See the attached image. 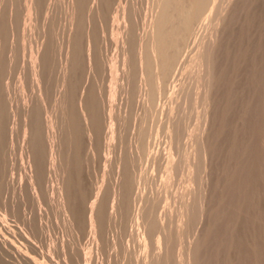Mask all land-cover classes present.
<instances>
[{
	"label": "bare ground",
	"instance_id": "bare-ground-1",
	"mask_svg": "<svg viewBox=\"0 0 264 264\" xmlns=\"http://www.w3.org/2000/svg\"><path fill=\"white\" fill-rule=\"evenodd\" d=\"M16 1L18 0H0V12H2L1 8L4 9V7H2L4 4H6L10 10L9 15L7 14L9 16L8 24L10 28H12L14 24L13 22L14 14L12 15L13 13L12 7L14 6V3ZM22 1H23V11L25 12V21L28 22L25 24H28L27 28L30 29L31 28L30 24L33 19L32 18L33 14H36L38 10L42 9L45 0H22ZM118 1L120 2L121 0ZM128 1L129 0H127V2ZM106 2L107 0H67L66 4L64 3L65 4L64 11L60 9V11H62L61 13H64L62 16L65 18L66 29H64L65 36H63L65 39L62 45L60 46L62 55H60L59 57L60 62L58 64V75H57L58 80L56 79L57 80L56 85L58 87V91H56L57 93L54 96L53 103L51 104L50 107L46 105V91H47V87L49 86V82H50L49 79L53 68V57L49 43L46 41L42 43L39 42L40 44L36 47V51L31 53V57L29 56L31 58V61L29 60L30 62H27L28 60H26V62L30 64V68L28 67L26 68L27 63L26 65L24 64L25 69L27 70L30 69L31 81L33 85V86L31 85V87L34 88L37 87L35 89H37L38 92L37 94L39 95L38 100L40 102L39 104H37V107H34L33 104L30 105L29 102L24 101L23 109L21 108V110L23 111V119L21 121V124H18L20 125L19 126L20 130L18 129V131H21L20 133H22L23 142L25 143L24 146L26 145L24 148L26 149V153H27L26 155L28 157V167H27L28 173H26L25 175L26 184L23 185V187L20 186L19 191L20 194L22 192L24 194L28 191L30 193V196L38 204V207L36 206L39 212L37 223H35L36 222L35 219H32V221L29 220L30 222H28V226H27L31 232V235L33 236L32 238L38 240L41 243V246L39 247L41 248V250L43 251L46 250V252L52 258L59 260L63 264H68L67 262H69V264L71 263L70 261L73 258L72 255L73 252L68 253L69 250H66L67 245L64 242L66 239L65 240H63L64 238L62 240L58 239L55 236L56 233L54 234V231L52 232L49 225H47L49 224V221L48 223L45 222L44 220L45 216L48 217L47 216L48 214H51L52 216V213L48 211L49 213L47 214L48 209L46 210L44 206L49 204L50 201L54 203L55 207L59 210V212H61L63 216V221L66 224L69 232L73 234H78V230L82 226L81 214H80L81 211L80 200L82 198L80 197L83 195V192H81L82 185L84 184L83 175H86L84 178H87V174H84L85 172H83L82 174V149L87 150V151L84 150L83 154L87 152V155L85 154L84 155L89 157L88 153L91 154V152L94 150V147L99 139L100 129H102V127H103V139L105 140L104 143L107 141V146H112V148H114V145L112 144H114L113 142L115 141L116 138H118L117 137L118 128L116 126V121H115L116 118L114 115L115 111L113 112L111 108L110 109L108 108V106H110L111 104L107 106L109 110V112L107 113L105 111L106 106L104 105L105 106L104 108L103 104L100 103L101 101L98 102L96 100V98L101 99L100 97H97L98 96L97 91L94 90L97 93L96 94L94 91L85 88L87 87L88 78L90 76H94L95 72L99 70L98 68L99 63L95 55L96 50L94 51L95 48L94 33L91 30L89 24L92 19L93 20L96 19L98 21L99 18H101L104 15L103 11L105 10L103 9L105 7ZM116 2L117 1H115V3ZM257 2L262 3L263 1L260 2L259 0H152L151 5L149 4L151 6V8L149 7L150 15H147L150 16L149 18L147 17L149 19L146 25L147 30L146 31L144 30L145 33H143L142 31L143 35L139 39L136 38L138 39L137 42L134 40L137 43L136 48H134L135 52L133 51L135 53V56L130 55L129 54L130 50H128L129 48L125 47L126 45H129V43H131L130 41L133 38L131 36H133L134 33L132 34V31L130 29L135 30L133 29L135 20L132 22L133 25L132 27H130V29L127 28L126 24H124V30L121 29L122 31H117V34H119L121 37L122 46H124V48L122 49L123 51L121 53L122 56L119 54L121 56L120 58H121L122 73L120 76L118 75L119 68L116 65L118 62L117 60H116L117 62L115 61L116 62L115 64L114 62L109 61L110 63L109 69L114 74L112 81L110 82L109 81L110 79L108 80L110 82L111 87H116L120 85L121 87H126L125 90L127 92L128 87H131L134 82L137 83L138 85H136L135 83L134 85L137 86L136 88L140 87V89L138 88L140 90V93L142 91L143 95L147 96L148 98L149 96H151L150 98L152 99L149 100L150 101L149 103L151 104V108L158 103L156 102L155 104H153L154 103L153 98L154 100L155 98H157L158 100V97L156 96H158V94L160 93L159 92L160 87L164 85L163 86V88H165L164 92L165 91L167 92L165 94L164 92L159 94L161 95L163 100H164L163 96L167 97V101L164 102L165 108H162L163 107L162 105L159 108V110L163 111L162 112L163 116L160 119H157L160 113L158 112L159 114H157L158 110L156 111V115L158 116L157 117L155 116L156 118H154V120L155 119L157 121L160 120V122H159V127H155L152 125V135H154L153 127L158 129L160 128L162 132L161 134H163L166 140L165 142H167L166 145L168 151L166 155L162 153L160 154L162 156L165 155V157L161 156L163 158V160L161 159L163 161L161 165L159 162H158L159 164L155 163V168L157 164H158L157 167L160 166L159 167L160 170L159 169L155 170L156 172L158 170L160 171L159 173H157L160 175L158 179L157 178L153 179L156 176V174L155 176H153L152 174L153 171H151L152 175L149 174L150 172L148 173V171L153 169L151 168L153 166L151 167L149 166V164L151 163H148V166L151 169L148 168L146 173H148L150 177L153 176V178L152 177L150 178L148 176L149 178L146 179L147 176H145V179H142V181L147 180L144 183H148L145 185H149L148 188L150 187L149 191H151L152 194L149 195L148 192L146 193V195L148 194V196L146 197V195H143L146 192L145 190V192L143 191L144 193H139L137 197H135L136 199L137 198L139 199L141 204L139 201L138 204H140V206H138V204L136 203L138 208L137 209L135 208L136 211L134 212L133 219L131 221L135 223V226H137V228L134 229L137 230V236H138L135 238V241L138 242L137 240L139 236L142 238V240H140L138 243L139 250L142 251L140 254V260H138L140 264H264V186L263 188L259 186L260 183L261 185H264V182L263 184L261 182L262 180L264 181V179H261V181L259 179L258 181L260 183L257 181V179L261 177L260 175L262 174L259 170L261 174L258 173L259 174L258 177L257 172H258V168L260 167L259 159L260 160L262 159L261 161L264 160L263 157L264 152L261 153L260 151L262 150H259V148H263L264 151V144L260 143L261 146L262 145L263 146L259 147L258 142H261L262 140L261 141L257 140L259 135V134L257 135L258 126L263 124L261 122H264L263 120L264 116H262L264 113L263 111L264 109H262L264 108V44H263L264 41L262 40L263 35L261 36L262 31L260 32V26H259L260 22L258 24L259 19H261L260 17L261 15H258V13L261 12H258V10L262 11V9H260V6H258L259 9L255 10V7L258 5ZM18 3L19 2H17L16 5H18ZM107 3H109V1ZM263 4L264 3H262V5ZM20 5L22 6V3ZM143 5L145 7L144 3ZM224 6H226L224 8V13L218 16ZM115 7L117 8L118 5ZM127 7L129 8V5H126L125 10L128 9ZM135 8L133 10H135ZM57 9H56V13H57ZM108 9L110 10V7L107 8V12H110L108 11ZM47 10H49V5L47 7ZM115 10H119V7L118 9ZM120 10H124V8H121ZM18 11L20 10H17V14H19ZM52 11L55 12V9H53ZM119 11H117V14H119L118 13ZM255 11H257L258 13ZM127 12L129 13L130 11L128 10ZM254 13L255 14L257 13V15L260 18L259 19L256 18V15ZM2 14L4 15V12ZM2 14L0 15V205L7 207L8 205H6V202L4 201L5 198L3 195L10 188L12 183L10 181V167H9L10 161H8L11 159H8L7 155L9 152L8 150L10 148L8 147V145L12 141L11 139L13 133L15 132L14 129L16 128V121H15L16 114L13 111L12 105L9 104L7 99L5 98V93L7 91L5 92L4 88L6 86L4 88L1 86V81H4L3 78L1 79V72L3 71V67L5 66V64L8 62V61L5 62V59L3 61L4 58L3 53L5 52H3L1 48H4L5 46L4 44H2V42L3 41L5 42L6 38L7 40L10 37L12 38V36H10V32L6 30L9 28H6V26H5L6 29L3 28L2 23L4 22L5 17L2 16ZM51 14L49 16H52ZM111 14L108 13L109 16ZM121 14L123 15L124 13L122 12ZM143 14L144 13H142L141 15L143 16ZM54 15L55 14L53 13V16ZM21 16H23V14ZM49 16L47 11L45 20L40 29L42 30L43 37H46V34L49 33L48 28H47L48 32H46V27L49 25V23L51 24V22L52 23L55 22L54 21L55 19L51 21L53 17L50 18ZM105 16H107V14ZM125 16L128 15L125 14ZM56 18H58V16ZM111 18L110 20L108 19L109 21L105 20L106 23L103 22L102 20L103 22L102 24H105L106 26L107 22L110 23ZM121 18L122 17H120V19ZM22 19H24V17H21V20ZM103 19H105L104 16ZM141 19H143V17ZM5 22H7V19ZM37 23H39V21ZM96 23H98L99 25V22ZM117 23H115V25H117ZM25 24L23 26H25ZM120 26L123 27L122 25ZM82 27H84L85 29L84 35L83 32L80 31ZM56 28L57 26L55 27V29ZM97 28L95 31H97L98 33L97 35H99ZM106 28L110 29L109 26L108 27L106 26ZM3 29L8 31L9 34H7L8 32L6 33ZM58 29L60 30L59 32L62 31L61 30L62 28L61 29L58 28ZM99 29H100L99 31L101 32L102 31L101 27H99ZM36 30L38 31L37 28H35V32ZM3 31L4 33H2ZM79 31L82 33L83 38L81 37V33ZM114 33L116 34V32ZM4 34L5 35L7 34L10 37H5V38L2 37L5 36ZM39 35L41 34L39 33ZM107 35H109V33ZM1 37L3 38V41ZM51 37L50 39H52ZM53 37L55 38V36ZM58 37L60 38V36ZM58 37H56L55 39H57ZM80 37L83 40H81ZM108 37L111 36H107V38ZM108 40L109 38L107 39V41ZM112 41L115 42L114 40ZM8 42H10V40H8ZM53 43L55 44L54 40ZM1 45H3L4 47H2ZM5 45H6V49L11 48L9 47V45L7 46L6 43ZM104 45H102L101 43V48L104 47ZM14 46L12 47L14 48ZM108 46L110 47V45ZM9 51L7 50V52ZM23 51H25L24 48ZM109 51L108 53H112ZM118 51H114V54L115 52ZM55 52L57 53V49L55 50ZM112 56L114 55L112 54ZM130 56H132V58H130ZM5 58H8V56ZM117 58L119 59L118 56ZM17 62L19 61L17 60ZM7 64H6L7 67L10 66ZM105 64L108 65V62L104 63V65ZM6 66L4 68H7ZM81 67L82 69L84 67L86 71L85 73L87 74V75L85 74V76H87L85 81L86 86L84 87L80 86L81 92L78 91V95L76 96L77 97L76 98L74 96L73 91H76L77 89L80 90V88L76 89L75 87H77L78 85L76 84V82L78 81L77 78L79 77L78 75H80L78 74V72ZM15 70H17V68L16 69L14 68L12 72L14 76L16 72ZM26 71L24 75H27L28 74L27 72H29ZM176 72L177 74L180 75V77L178 79L176 78V83L173 82L174 85H172V87H168L166 85L167 86L166 88L165 84H167V82L170 83L169 82L170 78L173 77ZM98 73L101 75L103 72L100 73V71L99 72L97 71L96 74ZM103 75L106 76L104 73ZM15 77L13 78L16 79ZM99 78H97L99 80L98 82H100V80L102 79ZM5 79H7V77ZM21 81L23 80H20V82ZM92 86L93 85H91V87ZM25 87L27 88L26 85ZM91 87L90 89L93 88ZM134 89L132 87L133 91L138 90V89L135 90ZM34 91L36 92V90ZM133 91L129 90V93ZM103 93L101 92L99 94L102 95ZM113 93L114 92L111 88V92L109 94L110 97L114 95ZM105 94L107 93H104V95ZM132 94L135 93L133 92ZM166 94H168V96H166ZM33 95H32V99H33ZM109 95L107 94L106 98L109 97ZM26 96L24 98L27 99L29 96L28 97ZM135 96L137 97V92ZM136 97H135V101L137 102ZM236 98L238 100H236ZM114 99H112L113 102ZM118 99L119 98L116 97V100ZM35 100L37 101V98ZM107 100H109V98H107ZM130 101L128 100L127 103H129ZM144 101H146L145 98ZM117 102L119 103L120 101L118 100ZM99 103L101 105H99ZM131 104H132L131 106H133L132 102ZM147 105L148 104H146V106ZM157 105H155L154 107L156 108ZM143 106H145V103ZM137 107L139 108L141 106L138 105ZM117 109H119L120 111V108ZM144 111H146L145 107H144ZM144 111L141 110V115H143ZM150 111L146 113L151 114V112H153ZM259 112H261L262 114L261 118ZM150 117L147 118L150 119ZM258 117L262 120H260L261 124L257 125V123L259 122ZM120 118L118 119L120 120ZM101 120H102L101 122L102 124L100 123ZM143 120L144 119H142L141 116V119L140 118L138 119V121H140V124L134 127L135 130L134 132H131L133 133L132 136L133 142L131 144H134V146L132 147H135L134 149L136 150L139 149L141 151L143 147L147 146V145L146 146L143 145V143H145L144 140H148L145 139L147 138L145 136L147 133V129H149L148 126L150 127L149 124L151 123V122L149 123V121L148 122L146 121L148 126L147 125L144 126L142 124ZM151 120L153 119L151 118ZM156 120L154 121L155 124L158 123L156 122ZM123 123H121V125ZM130 124H131L130 122L129 124H127L128 127L132 125ZM145 127H147V129ZM259 127L261 128L263 126H259ZM144 128L146 129L145 130L146 132H143ZM118 130L121 131L122 129H118ZM156 130L157 129H155V131ZM259 130L262 131L263 129H259ZM124 133H127L126 136L127 135L130 136L129 134H131V133L128 134L127 131L126 132L124 131ZM150 133L147 134L150 136ZM22 136H19V138H21ZM124 136L125 135H123V137ZM259 136H264V134ZM123 137L121 136L120 138L119 136L118 139L122 141ZM152 137L153 140L160 141L159 139H156L154 136ZM14 140L18 141V138ZM127 141H130V138L129 140L128 139L126 140V143ZM150 142L152 143L151 140ZM19 144L17 146L18 150H20L19 148L21 147ZM155 144L152 143V145ZM118 147L119 145L116 146V149ZM121 147L125 148L126 145L122 146L121 143ZM152 148L154 149L153 146ZM160 148H162V146L160 147L159 145V151ZM134 149L133 151H136ZM147 149L148 148H146L145 150ZM18 150L15 149L16 152H19ZM145 150H143L142 152H144ZM129 152L130 151H128V153ZM142 152L139 153H141L142 157L144 158L146 155L143 154L145 153L147 154V152L146 151L144 153ZM100 153L96 155H100ZM128 153L125 154V149L121 150L120 153L116 154L117 156L115 158L113 157L114 155H112L114 160L112 159L111 161L107 159L109 157H106V155L108 156L110 153L106 154L105 157L104 155H101V157L103 156V158H106L108 162L112 163L113 167H111V169L112 168L114 169L113 171L114 180L112 179V183H113L112 193L110 192L111 195L108 193L109 194L108 197L110 196V202L107 205H105L103 198L101 197V191H103L102 186L104 187L106 185L105 184L102 185L103 183L101 185L98 184L96 185V190L92 195L91 200L85 203L83 226L86 227L88 231L87 234H89L91 240H87V241H92V247L91 245H89L90 246L89 248H91L90 256L89 257L86 256L85 259H82L84 260V263L89 262L88 264L91 263L94 264L93 259L94 260L96 259L97 261L99 258L100 259L103 258L102 250H101V248L103 247L100 248L99 243L100 240H103L102 238H104L102 237V235H104L106 231L109 229L108 227V229H106L105 232L103 231L105 226L104 223L107 222L109 224L115 221L117 222V220L120 221L123 215L125 216L128 214L127 210H129V212H131L132 214V211H130L129 208L130 203L128 204L127 202L128 196H130L132 192H135V188L139 190V187H137V185H139L140 180L138 181H135L137 179L133 180L132 178L133 176L131 177V175L130 177H128V174H130L131 171L129 172L128 170L129 173L127 174L126 166L130 165L129 163L130 161L132 162V156L127 155ZM122 154L127 155V157L130 156L131 160L126 159V157L123 156ZM259 154L261 156H259ZM22 155L24 156V154ZM160 155L158 153V157ZM13 157L15 156L13 155ZM101 157L99 156V159ZM142 157L141 160H143ZM156 157H157V153H156ZM89 158H87V160H90ZM134 158L135 160H137L136 158H139V156ZM153 159L151 156V160ZM25 160L27 159L25 158ZM127 160H129L128 161L129 165H127L128 164ZM145 160L146 159L144 158L143 161L145 162ZM157 160L156 161L153 160V164L154 161L157 162ZM108 162L105 163L109 164ZM136 162L137 164H135V166L136 165L138 166L139 165L138 161H135V163ZM146 162L149 161L146 160ZM86 164L92 165L89 163V161ZM18 165L20 164L18 163ZM142 165L143 164H141V166ZM260 165H261L260 168L264 169V167L262 168L261 162ZM107 166L106 168H108ZM135 166L134 169L137 168L139 169V167L136 166L137 168H135ZM17 168L19 171V166ZM103 168H101L102 171ZM91 169L93 168L91 167ZM138 169L137 172H139ZM15 171L18 172L17 169ZM132 171L134 172V170ZM99 173L100 172H98V174ZM103 173H105L106 175V172ZM100 174H102V172ZM20 175L22 176V173ZM138 176L139 173L137 174V177ZM143 176L142 178H144ZM110 177L113 178L111 174ZM129 178H131L133 182L131 185H130L131 180L129 181ZM261 178H264V176ZM100 181L99 183H101ZM178 185L182 187L180 192L178 191L179 193H177V189H179ZM174 187L176 188V190L174 189ZM166 188L170 190L169 192L171 196H169V198H173L172 200L173 203L167 212L165 211L159 212L157 210L158 208L156 207L158 205L156 199L159 198V196H157V198L155 199L156 195L153 196L154 195L153 193L160 190L164 191V189ZM13 189L11 190L9 189V190L12 191ZM17 192L18 191H16V193ZM105 193L103 194L104 196ZM166 193H168L167 190ZM25 195H29V194H25ZM162 195L164 196L165 194H161V196ZM161 196L159 199H162ZM31 197L28 196V198ZM159 199L157 200L158 202ZM130 200L135 202L134 199H130ZM15 201H16V197H15ZM23 205L24 204L22 203V206ZM160 205L161 204H159L158 206L161 207L162 205L161 206ZM133 206L134 203L132 206L130 205L131 209ZM156 210L159 212L158 214L156 213L157 212ZM4 211H5L4 213H0V218L3 219L4 221H8L7 212L11 213L12 211L9 212L8 207H7V211L6 210ZM32 211L37 212L33 209ZM26 214L27 213H25V215ZM14 218L16 219V217ZM128 218H127V223H128ZM51 221H53V217ZM63 221H61L62 222L61 224H63ZM54 224L52 225L54 226ZM106 226L108 225L106 224ZM55 228L53 230H55ZM132 228L135 227H131V229ZM112 230L113 232L115 231V229ZM73 234H71V236ZM59 235L63 236L61 235V233H59ZM66 235L67 234H65V237ZM122 236H124V234ZM130 236L131 238H134L132 237L131 234ZM115 237L118 238L119 236L118 237L115 236ZM84 238L83 239L85 240V243H87L86 239L89 237L87 238L84 237ZM147 239L150 240V242H148ZM109 240H111V237ZM67 241L68 239L66 240V242ZM13 242L15 241L11 242L7 238L6 234L0 230V261L11 262V260L15 259L19 261L21 264H39L36 260H34L30 256L31 253L29 254L27 251L22 250L23 248L21 249L18 248L13 244ZM67 243H69V241ZM73 243L71 244L73 245ZM113 243L111 244L119 245L118 242L117 244H113ZM118 245L114 247L118 248ZM114 247L112 248L114 249ZM132 247H134V245ZM69 248L71 249V247ZM135 249L137 250V248ZM79 250L81 251V248ZM110 250L111 249H109L108 251ZM119 251H120V246H119ZM83 252L85 253L86 251ZM107 254L109 253L107 252ZM126 255L127 254L124 253L122 255H119L115 252V259H117L116 261L118 262L117 264H126L125 263ZM128 255L126 258H128ZM70 256L72 258H70ZM74 258L76 257L74 256ZM69 259L70 261H68ZM77 259H79L80 261L81 258H77ZM134 259L136 258L134 257ZM134 261L129 260V262H134Z\"/></svg>",
	"mask_w": 264,
	"mask_h": 264
},
{
	"label": "rangeland",
	"instance_id": "rangeland-1",
	"mask_svg": "<svg viewBox=\"0 0 264 264\" xmlns=\"http://www.w3.org/2000/svg\"><path fill=\"white\" fill-rule=\"evenodd\" d=\"M56 3H55V2ZM62 1H64V2H62ZM47 0V2L49 3H47L46 2V0H45V2H44V4H43V7H42V9L41 10H38L37 12H36V14H33V19L34 20H36V21H34L33 19H32V21H31V24H30V29L29 28H27L28 26V24H25V23H28L27 21H25V12L23 11V1L21 0H18V1H16L15 3H14V6L12 7V15H13V22H14V24H13V27L12 28H10V26H9V24H8V18H9V12H10V10H9V8L7 7V5L6 4H4L2 7H4V9L3 8H1V10H2V12H0V15L4 12V15L2 14V16H4L5 18H4V22L2 23V25H3V28L4 29H6V28H9V29H6V30H8L9 32H10V36H12V38L10 37V36H8L7 34H9V32L8 31H6V30H4L7 34V36L5 35V36H2V37H10L8 40H10V42H8V40H7V38H6V40H5V42L3 41V38L1 37V39H2V44H4V46L3 45H1L2 47H4V48H1V50L3 51V52H5V53H3V56H4V58H3V61H4V59H5V62H7L6 64L7 65H10V66H6V64H5V66L7 67V68H4L5 66H4V64H3V71H4V73H3V71L1 72V79L3 78V80L4 81H1V86L4 88L5 86V88H4V91L6 92L5 93V98L7 99V101H8V103L9 104H11L12 105V108H13V111L15 112V114H16V116H15V121H16V128L14 129V133H13V136H12V141H11V143L8 145V147H10L9 148V152H8V155H7V157H8V159H11V160H8V161H10L9 163V167H10V181L12 182L11 183V186H10V190L11 189H13L12 191H10L9 189L7 190V192L3 195L4 196V201L6 202V205H8L7 207H8V211L9 212H11V213H8L7 212V219H8V221H4L3 219H1L0 218V230L3 232V233H5L6 234V236H7V238L12 242V241H15V242H13V244L15 245V246H17L18 248H23L22 250H25V251H27L29 254H30V256L34 259V260H36L39 264L41 263V264H63L62 262H60L59 260H57V259H54V258H52L47 252H46V250H41V248H39L40 246H41V243L38 241V240H35L34 238H32L33 236L31 235V232H30V230L28 229V222H30V221H32V219H35L36 220V222L35 223H37V219H38V204H37V202L30 196V193L27 191H24V192H26V193H24L23 194V192L20 194V191H19V188H20V186H22L23 187V185H25L26 184V177H25V175H26V173H28V169H27V167H28V157H27V153H26V149L24 148L25 146H24V142H23V136H22V133H20L21 131H18V129L20 130V125H18V124H21V121H22V119H23V111L21 110V108L23 109V106H24V101H27V102H29V104L30 105H34V107H37V104H39V95L37 94L38 92H37V89H35V88H37V87H31V85H32V81H31V75H30V69H25L24 67H25V65H26V63L27 62H30L31 61V53L32 52H35L36 51V47L40 44V43H42V42H48L49 43V45H50V50H51V53H52V57H53V68H52V72H51V76H50V82H49V86L47 87V91H46V105L47 106H51V104L53 103V98H54V96L56 95V91H58V87H57V75H58V64H59V62H60V55H62L61 53H62V51L60 50L61 48H60V46L62 45V43H63V41H64V37L63 36H65L64 35V32H65V30L64 29H66L65 27H66V24H65V18L62 16L64 13H61L62 11H64V7H65V4H66V2H67V0ZM109 1V3H107ZM115 1H117L116 3H115ZM125 1V2H124ZM134 1H135V3H134ZM141 1V2H140ZM145 1H146V3H145ZM151 1L152 0H149V1H147V0H129L128 2H127V0H121L120 2H122V3H120L118 0H107V2H106V4H105V7H104V9L103 10H105V11H103L104 13V18L105 19H103V16L101 17V18H99V20L97 21L96 19H92L91 21H90V24H89V26H90V28H91V30L93 31V33H94V45H95V48H94V51H95V55H96V57H97V60H98V63H99V66H98V68H99V70H97L98 72L100 71V73H104L106 76H104L103 75V73L100 75L99 73V75L98 74H96V72H95V74H94V76H90L89 78H88V80H87V87H85L86 89H89V90H91V91H97V95H95V96H97V97H100L101 99H103V100H101V99H99V98H96V100L98 101V102H100V103H102L103 104V107L105 108V106H106V108H107V106L109 105V104H111L110 106H108V108L110 109H112L113 110V112H114V115H115V118H116V126H117V128L118 129H122L121 131L120 130H118L117 129V137L119 138V136H120V138H121V136L123 137V135H125L123 138H122V141L120 140V139H118V138H116L115 139V141L113 142L114 144H112V145H114V148H112V146H107V141L104 143V139H103V127H102V129H100V133H99V139H98V142H97V144L95 145V147H94V150L91 152V154L90 153H88V155H89V157H91V158H89L88 156H85V155H87V152H85L84 154H83V152H84V150L85 151H87L86 149H82V174H83V172H85L84 174H87V178H84L86 175H83L84 177H83V185H82V191L81 192H83V195L81 196V193H80V198H82L80 201H81V206H80V209H81V211H80V214H81V227H80V229L78 230V234H73V233H71V232H69V230H68V228H67V226H66V224L64 223V221H63V216H62V214H61V212H59V210L55 207V205H54V203H52L51 201H50V203L49 204H47L46 206H44L45 207V209L47 210V214L50 212V213H52V216H51V214H48L47 216L48 217H46L45 216V222H47L48 223V221H49V224H47V225H49V227H50V229L52 230V232L54 231V234L56 233V237L58 238V239H63V240H67L68 239V241H69V243H70V245H69V243H67L66 242V240L64 241L65 243H66V250H69V252L68 253H71V252H73L72 253V255H73V258H74V256L76 257V258H74V260H73V258L70 256V258H72L71 259V261H70V259L68 260V261H70L71 263L70 264H72L73 262V264H83L84 263V260H82V259H85L86 258V256L87 257H89L90 256V250H91V248H89L90 246L89 245H91V247H92V241H87V240H91L90 239V236H89V234H87L88 233V231H87V229H86V227H84L83 226V217H84V208H85V203L88 201H90L91 200V197H92V195L94 194V192H95V190H96V185H98V184H102V185H106V186H102V190L103 191H101V197L103 198V201H104V204L105 205H107L109 202H110V196L108 197V195L110 194V192L112 193V186H113V183H112V179L114 180V169L112 168L111 169V167H113L112 166V163L111 162H108V160H112L113 159V157L115 158L117 155V153H120L121 152V150H124L125 149V154L126 153H128V151H130L127 155H130V156H132V162L130 161L129 163H130V165H129V163H128V161L129 160H131L130 158V156L129 157H127V155H124V154H122L123 156H125L126 157V159H129V160H127V165H129V166H126L127 167V174L131 171V173L130 174H128V177H130V175H131V177L133 178V180L134 179H137V180H135V181H138V180H140V183H139V185H137V187H139V190L138 189H136L135 188V192H132V194H130V196H128V204L130 203V205L132 206L133 205V203H134V206L132 207V209H131V207H130V205H129V208H130V211H132V214H131V212H129V210H127V215H123V217H122V219L119 221V220H117V222L115 221V222H112V223H109L110 224V226H109V224L106 222V223H104V229H103V231L105 232V230L106 229H108V227H109V229L106 231V233H107V236H106V233L104 234V233H102V234H104V235H102V237H104V238H102L103 240H100V243H99V246H100V248L101 247H103V248H101V250H102V256H103V258H105V259H103V258H99L97 261H96V259L94 260L93 259V263L94 264H105V262H106V264H117L118 262L116 261L117 259H115V252L117 253V254H119V255H122L123 253L124 254H127L128 255V253H129V255H130V257H129V255H128V258H126L127 257V255H126V257H125V263L126 264H140V262L138 261V260H140V254H141V252L142 251H140L139 250V241L140 240H142V238L139 236V238H138V242H136L135 241V238L136 237H138L137 236V230H134V229H136L137 228V226H135V223L134 222H131L132 221V219H133V215H134V212L136 211L135 210V208L137 209L138 208V206H140V204H141V202L139 201V199L137 198H135V197H137V195L139 194V193H144L145 192V190H146V192L143 194V195H146V193H148L149 192V195H151L152 193H151V191H149V189H150V187L148 188V186L149 185H145V184H148V183H144V182H146L147 180H143L142 181V179H145V176H147L146 177V179L147 178H149L150 177V175H152L153 174V176H155V174H156V176L153 178V176H151L153 179H158L159 177H160V175L159 174H157V173H159L160 171V166L159 167H157L158 166V164L160 163V165H161V163L163 162L162 160H163V158L162 157H165V155L167 154V151H168V149H167V142H165L166 140H165V138H164V136H163V134H161L162 132H161V130H160V128L158 129V128H155V127H159V122H160V120H156V122H158V123H156L155 124V120H154V118H156L158 115H156V111H157V114H159L160 113V117L158 118L157 117V119H160L163 115H162V110H159V108L161 107V105L163 106L162 108H165V103L164 102H166L167 101V97H165V96H163L164 97V100L162 99V97H161V95H159V94H161V93H163L164 92V89L165 88H163V86L162 87H160V93L158 94V96H156V97H158V100H157V98H155V100H154V98H153V101H154V103L153 104H155L156 102H158L157 104H155V105H157V107L155 108L154 106H153V104H152V106L154 107H152L153 108V110H152V108H151V104L149 103L150 101L149 100H151L152 98H150L151 96H149V98L147 97V96H145V95H143V93H142V91H141V93H140V87H138V88H136L137 86H135L134 85V83H133V85L131 86V87H128V90H127V92H126V87H121L119 84V86H116V87H111V85H110V82L112 81V78L114 77V74L110 71V69H109V65H110V63H109V61H112V62H114V64L117 62V66H118V75L120 76L121 75V56H122V49L124 48V46H122V43H121V37H120V35L119 34H117V31H122V30H124V24H126V26H127V28L128 29H130V27H132V25H133V21L135 20V22H134V25H133V29H135V30H132V29H130L131 31H132V34H133V36H131V37H133L132 39H131V43H129V45L130 44H134L133 46L132 45H126L125 47L126 48H129L128 50H130V52H129V54L130 55H133V56H135V49L134 48H136V42L138 41V39L143 35L142 34V31H143V33H145L144 32V30L146 31L147 30V27H146V25H147V23H148V21H149V17L150 16H147V15H150V8H151ZM260 2L261 1H263L262 3H264V0H259ZM17 2H19L18 3V5H16L17 4ZM62 2V3H61ZM145 4V7H144V5H143V3ZM22 3V6L20 5ZM54 3V4H53ZM59 3V4H58ZM65 3V4H64ZM129 3H132V4H129ZM142 3V4H141ZM258 3V5L255 7V10L257 9H259L258 8V6H260V9H262V11L261 10H258V12H261V13H258L257 11H255V12H257L258 13V15H261L260 17H261V19H259L260 17L257 15V13L255 14L256 15V18H258L259 19V21H258V19H257V21H258V24H259V22H260V24H259V26H260V32L262 33L261 34V36H262V40L264 41V4L262 5V3H259V2H257ZM47 4V5H46ZM58 4V5H57ZM61 4V5H60ZM119 4H120V6H119ZM134 4V5H133ZM140 4V5H139ZM150 4V5H149ZM261 4V5H260ZM16 5V6H15ZM48 5H49V10H47V7H48ZM118 5V7H119V10L121 9V8H124V10H115V9H118V7L116 8L115 6H117ZM126 5H129V8L127 9V10H125L126 9ZM21 6V7H20ZM55 6V7H54ZM57 6V7H56ZM110 7V10L108 9V11H110V12H107V8H109ZM125 6V7H124ZM134 6V7H133ZM138 6V7H137ZM142 8H141V7ZM121 7V8H120ZM133 7V8H132ZM135 7H137V8H135ZM150 7V8H149ZM226 6H224L223 8H222V10H221V12L219 13V15L218 16H220L221 14H223L224 13V8H225ZM17 8H19V9H17ZM22 8V9H21ZM52 8V9H51ZM57 8H59V9H57ZM135 8V10H133ZM141 8V9H140ZM145 8V9H144ZM15 9H17V10H20V11H18V13L19 14H17V10H15ZM53 9H55V12H53L52 10ZM56 9H57V13H56ZM60 9L62 10V11H60ZM51 10V11H50ZM113 10V11H112ZM130 11L129 13L127 12V11ZM142 10V11H141ZM47 11H48V16L53 12L55 15L53 16V13L51 14L52 16H49L50 18L51 17H53L52 19H51V21H53L54 19V21L55 22H51V21H48V22H51V24L49 23V25L46 27V32H48L49 31V33H47L48 35H50V36H48L47 34H46V37H43L42 36V30H40L41 29V26H42V24H43V22H44V20H45V17H46V14H47ZM117 11H119L118 13L119 14H117ZM51 12V13H50ZM124 13L123 15L125 16V14L126 15H128V16H123L121 13ZM135 12V13H134ZM58 13H59V15H58ZM107 14V16H105L106 14ZM108 13L109 14H111L110 16L108 15ZM142 13H144L143 14V16L141 15ZM8 14V15H7ZM23 14V16H21ZM117 14V15H116ZM132 14H134V15H132ZM137 14V15H136ZM20 15V16H19ZM119 15V16H118ZM141 17H140V16ZM8 16V17H7ZM15 16V17H14ZM35 16H37V17H35ZM58 16V18H56ZM113 16V17H112ZM21 17H24V19H22L21 20ZM35 17V18H34ZM62 17V18H61ZM112 17V18H111ZM119 17V18H118ZM120 17H122L121 19H120ZM139 17V18H138ZM143 17V19H141ZM148 17V18H147ZM110 18H111V21H110V23H108L107 22V27L109 26L110 27V29H109V32H108V29L106 28V26H105V24H102L103 22H105V20H107V21H109L110 20ZM2 19V18H1ZM6 19H7V22H5L6 21ZM39 19V20H38ZM43 19V20H42ZM57 19V20H56ZM61 19H63V20H61ZM109 19V20H108ZM118 19V20H117ZM127 19V20H126ZM50 20V19H49ZM95 20H96V22H99V25H98V23H96L95 22ZM102 20H103V22H102ZM117 20V21H116ZM128 20H129V22H128ZM19 21V22H18ZM39 21V23H37ZM64 21V22H63ZM42 22V23H41ZM58 22V23H57ZM112 22V23H111ZM118 22V23H117ZM125 22V23H124ZM139 22V23H138ZM5 23V24H4ZM35 23V24H34ZM63 23H64V26H63ZM106 23V22H105ZM115 23H117V25H122L123 27H121L120 26V28H119V26H117V25H115ZM25 24V26H23ZM37 24V25H36ZM54 24V25H53ZM110 24H111V26H110ZM114 24V25H113ZM128 24H130V25H128ZM137 24V25H136ZM39 26V27H36V26ZM50 25H51V27H50ZM60 25H62V26H60ZM5 26H6V28H5ZM57 26V31H56V29H55V27ZM97 26H98V28H97ZM116 26V27H115ZM141 26V27H140ZM53 27V28H52ZM84 27H86V26H84ZM84 27H82L81 28V32H83V35H84ZM99 27H101V32L99 31L100 29H99ZM115 27V28H114ZM135 27H138V28H135ZM141 29H140V28ZM142 27H145V28H142ZM17 28V29H16ZM25 28V29H24ZM35 28H37L38 29V31H41V32H38L37 30H36V32H35ZM47 28H48V31H47ZM49 28H50V30H51V32H50V30H49ZM58 28H62L61 30V32H59L60 30L58 29ZM96 28H97V30H98V32H99V35H97L98 33H97V31H95L96 30ZM34 29V30H33ZM53 29H55V30H53ZM119 29V30H118ZM122 29V30H121ZM136 29H137V31H136ZM16 30V31H15ZM32 30H33V32H32ZM52 30H53V32H52ZM111 30V31H110ZM4 31L2 32V33H4ZM79 31V32H80ZM134 31V32H133ZM15 32V33H14ZM80 32V33H81ZM111 32V33H110ZM114 32H116V34L114 33ZM137 34H136V33ZM38 33V34H37ZM39 33L41 34V35H39ZM55 33V34H54ZM59 33V34H58ZM109 33V35H107ZM119 33V32H118ZM22 34H24V35H22ZM55 36V38L56 37H58V36H60V38L59 39H62V40H59L58 38L57 39H55L53 36ZM66 34V33H65ZM101 34V35H100ZM3 35V34H2ZM26 35V36H25ZM80 35V34H79ZM83 35H82V33H81V37L83 38ZM111 36V37H108L109 38V40L107 41V36ZM16 36V37H15ZM24 36V37H23ZM36 36V37H35ZM52 36V37H51ZM99 36H100V38H99ZM119 36V37H118ZM136 36V37H135ZM138 36V37H137ZM21 37V38H20ZM22 37H23V39H22ZM42 37V38H41ZM50 37L52 38V39H50ZM63 37V38H62ZM80 37V38H81ZM102 37V38H101ZM105 39H104V38ZM17 40H16V39ZM26 38V39H25ZM35 38V39H34ZM54 38V39H53ZM81 38V40H83ZM116 38H119V39H116ZM136 38H138V39H136ZM102 39H104V40H102ZM110 39H112V40H114L115 42H113L112 40H110ZM15 40V41H14ZM53 40H54V42H55V44L53 43ZM57 40V41H56ZM117 40H118V42H119V44H118V42H117ZM136 42H135V41ZM22 41H23V43H22ZM27 41V42H26ZM59 41V42H58ZM104 43H103V42ZM112 43H114V44H112ZM262 41V42H263ZM20 42V43H19ZM32 42V43H31ZM40 42V43H39ZM58 42V43H57ZM82 42V41H81ZM109 42V43H108ZM5 43L7 44V46L9 45V47H11V48H7L6 49V45H5ZM9 43V44H8ZM12 43V44H11ZM60 43V44H59ZM97 43V44H96ZM101 43H102V45H104V47H102L101 48ZM112 45H111V44ZM116 43V44H115ZM15 46H14V45ZM21 44H22V46H21ZM35 44H36V46H35ZM54 44V45H53ZM59 46H58V45ZM107 44V45H106ZM263 44H264V42H263ZM58 46V48H57V46ZM99 45H100V48H101V51H100V48H99ZM108 45H110V47L108 46ZM119 45V46H118ZM12 46H14V48L15 47H17V48H13ZM118 46V47H117ZM127 46H129V47H127ZM135 46V47H134ZM28 47V48H27ZM33 47V48H32ZM121 47V48H120ZM23 48H24V50L25 51H23ZM32 48V49H31ZM53 48V49H52ZM103 48H105V49H103ZM109 48H110V51H109ZM112 48H114V49H112ZM115 48H117V49H115ZM17 49V50H16ZM34 49V50H33ZM57 49V53L55 52V50ZM60 51H59V50ZM112 49V50H111ZM132 49V50H131ZM7 50L9 51V52H7ZM14 50V51H13ZM106 50V51H105ZM118 51V52H115V54H114V51ZM121 50V51H120ZM29 51V52H28ZM108 51L109 52H112V53H108ZM134 51V52H133ZM58 52H60V53H58ZM131 52H133V53H131ZM118 55H117V54ZM8 54V55H7ZM112 54L114 55V56H112ZM121 56H120V55ZM17 55V56H16ZM24 55V56H23ZM57 55H59V56H57ZM8 56V58H5V57H7ZM9 56H11V57H9ZM30 56V57H29ZM117 56L119 57V59H120V61H119V59L117 58ZM14 57V58H13ZM16 57V58H15ZM21 57H22V59H21ZM26 57V58H25ZM62 57V56H61ZM110 57V58H109ZM113 57V58H112ZM17 58H19V59H17ZM24 58H25V60H24ZM115 58V59H114ZM130 58H132V56H130ZM134 58V57H133ZM182 58V57H181ZM17 60L19 61V62H17ZM26 60H28L27 62H26ZM30 60V61H29ZM117 60V61H116ZM116 61V62H115ZM15 62V63H14ZM106 62H108V65L107 64H105L104 65V63H106ZM17 63V64H16ZM15 64H16V66H15ZM25 64V65H24ZM119 64V65H118ZM29 65V66H28ZM12 67V68H11ZM16 69L17 68V70H15L14 72H15V76H14V74L12 73L13 72V70H14V68ZM30 68V64H28L27 63V65H26V68ZM22 68V69H21ZM97 68V69H98ZM12 69V70H11ZM82 69V67L80 68V70H79V72H78V74H80V75H78L77 77V79H78V81L76 82V84H78L77 85V87H75L76 89L77 88H80V86L81 87H84V86H86V83H85V81H86V78H87V76H85V69H84V67H83V71L81 70ZM101 69V70H100ZM8 70V71H7ZM27 70V71H29V72H27L26 74L27 75H24L25 74V71ZM20 73H19V72ZM102 71V72H101ZM5 74H6V76H5ZM13 74V75H12ZM24 75V76H23ZM82 75H84V76H82ZM87 75V74H86ZM97 75V76H96ZM104 77H103V76ZM9 76V77H8ZM11 76H12V78H11ZM23 76V77H22ZM27 76V77H26ZM99 76H100V78H99ZM7 77V79H5ZM13 77H15L16 79H14ZM25 77V78H24ZM81 77H82V79H81ZM180 77V75L179 74H177V72L175 73V75L173 76V77H171L170 78V80H169V82L170 83H168L167 82V84H165V86L167 85L168 87H172V85H174L173 84V82L174 83H176V78L178 79ZM11 80H10V79ZM93 78V79H92ZM97 78H99V79H101L100 80V82H98L99 80L97 79ZM103 78H104V80H103ZM120 78V77H119ZM25 79V80H24ZM57 79V80H56ZM82 81H84V82H82ZM110 79V80H109ZM174 79V80H173ZM7 80V81H6ZM20 80H23V81H21L20 82ZM27 80V81H26ZM52 80H53V82H52ZM55 80V81H54ZM96 80V81H95ZM110 82H109V81ZM12 81V82H11ZM26 81V82H25ZM97 82V83H94V82ZM108 81V82H107ZM10 82V83H9ZM80 82V83H79ZM81 82H82V85H81ZM91 82H93V83H91ZM3 83H4V86H3ZM5 83H6V85H5ZM14 84V85H12V84ZM22 83V84H21ZM25 83V84H24ZM50 83H51V86H50ZM85 83V84H84ZM20 84V85H19ZM53 84V85H52ZM93 85L92 87L94 88H92L91 87V85ZM100 84H101V86H102V88H101V86H100ZM136 85H138L137 83H135ZM25 85L27 86V88L25 87ZM103 85H104V87H103ZM24 86V87H23ZM33 86V85H32ZM92 88V89H90V87ZM97 86H100V87H97ZM167 86H166V88H167ZM13 89H12V88ZM53 87V88H52ZM132 87H133V89L135 88V89H138V90H135V91H133L132 90ZM6 88H8V89H6ZM11 90H10V89ZM14 88H16V89H14ZM31 88H34V89H31ZM50 88V89H49ZM100 88V89H99ZM110 88V89H109ZM111 88H112V90H113V94L116 96V97H118L119 99V103L117 102L118 100H116V97L113 95L112 97H110V92H111ZM114 88V89H113ZM123 88H124V90H123ZM24 91H23V90ZM29 91H28V90ZM33 90V91H31V90ZM54 89V90H53ZM75 89V90H76ZM98 89V90H97ZM105 89V90H104ZM107 89H109L110 90V92H109V90H107ZM163 89V90H162ZM28 91V94H27V91ZM34 90H36V92L34 91ZM109 92H107V91ZM118 90V91H117ZM129 90L130 91H133L135 94H132L133 92H130L129 93ZM161 90H162V92H161ZM167 90V89H166ZM10 91V92H9ZM20 91V92H19ZM31 91V92H30ZM77 91V92H76ZM76 91H73V93H74V96L76 97L77 95H78V91H80L81 92V88H80V90L79 89H77ZM100 91V92H99ZM106 91V92H105ZM125 93H124V92ZM139 91V92H138ZM33 92V93H32ZM107 93L108 95H109V97H107V98H109V100H107V98H106V96H107V94H105L104 95V93L102 94V95H100L99 93ZM136 92H137V97L135 96L136 95ZM33 95L34 93V95L36 96H34L33 95V99H32V95ZM77 93V94H76ZM122 95H121V94ZM165 93H167L166 91L164 92V94ZM9 94V95H8ZM20 94H21V96H20ZM76 94V95H75ZM127 96H126V95ZM141 94V95H140ZM26 95H31V96H26ZM130 97H129V96ZM163 95V94H162ZM28 97L27 99L26 98H24V97ZM132 96H134V97H132ZM166 96H168V94H166ZM114 97H115V99H114ZM120 97H123V98H120ZM135 97H136V99H137V102L135 101ZM141 97H142V99H141ZM24 98V99H23ZM32 100H31V99ZM37 98V101L35 100V99ZM77 98V97H76ZM105 98V99H104ZM111 98V99H110ZM144 98H145V100L147 101V103H146V101H144ZM161 98V99H160ZM239 98V97H238ZM29 99H30V101H29ZM112 99H114V102H113V100ZM16 100V101H15ZM122 100V101H121ZM127 100V101H126ZM128 100L130 101L129 103H130V105H129V103H127L128 102ZM145 103V106H143L144 105V103L142 102V101ZM161 100H162V102H161ZM236 100H238L237 98H236ZM15 101V102H14ZM105 101V102H104ZM112 101V102H111ZM141 101V102H140ZM30 102H32V103H30ZM38 102V103H37ZM48 102V103H47ZM117 102V103H116ZM131 102L133 103V106H131L132 104H131ZM18 103H19V105H18ZM99 103V105H101ZM114 103V104H113ZM139 103H142V104H139ZM151 103H152V101H151ZM164 103V104H163ZM15 104V105H14ZM17 104V105H16ZM22 104V105H21ZM107 104V105H106ZM140 105L141 107H137V106H135V105ZM146 104H148L147 106H146ZM105 105V106H104ZM150 105V106H149ZM18 106V107H17ZM20 106V107H19ZM118 106V107H117ZM135 106V107H134ZM18 109H17V108ZM116 107V108H115ZM133 107H134V109H133ZM144 107H145V110L146 111H144ZM150 107V108H149ZM101 108H102V106H101ZM105 108V111L108 113L109 112V110H108V108L106 109ZM117 108H120V111H119V109H117ZM129 108V109H128ZM131 108V109H130ZM20 109V110H19ZM38 109V108H37ZM117 109V110H116ZM134 110V112H133V110ZM139 109V110H138ZM262 109H264V108H262ZM261 109V110H262ZM19 110V111H18ZM39 110V109H38ZM122 110H124L125 111V113H124V111H122ZM130 110V111H129ZM141 110L142 111H144L143 112V115H141ZM153 111V112H151V111ZM128 111V112H127ZM148 111H150L151 112V114H148V113H146V112H148ZM264 111V110H263ZM120 112V113H119ZM122 112V113H121ZM129 112H130V114H129ZM159 112V113H158ZM262 112V111H261ZM261 112H259L260 113V118H261ZM120 115H119V114ZM133 113V114H132ZM140 113V114H139ZM263 113V112H262ZM124 116H122V115ZM132 114V115H131ZM153 114V115H152ZM140 115V116H139ZM148 115H150V116H148ZM134 116V117H133ZM138 116V117H137ZM141 116H142V119H144L143 120V122H142V124L145 126V125H147V122L149 121V125H150V127L148 126V128L149 129H147V127H145L146 129H147V133L149 134L150 132V136L146 133V136L145 137H147V138H145V139H148V140H144V142L145 143H143V145H147L146 147H143L142 148V151L143 150H145L146 148H148L147 150H145L146 152L150 149V150H152V151H148L147 152V154L145 153V154H143V155H146L144 158L147 160V161H149V162H146V160H145V162L143 161L144 160V158L142 157V154L141 153H139V152H142L141 150H136V149H134L135 147H132V146H134V144H131L133 141H132V139H133V133H131V132H134L135 130H134V127L137 125L138 126V124H140V121H138V119L140 118L141 119ZM156 116V117H155ZM262 116H264V113H263V115ZM121 117V118H120ZM126 117H128V118H126ZM133 117V118H132ZM145 117H146V119H145ZM147 117H150V119L149 118H147ZM118 118H120V120L118 119ZM151 118L153 119V120H151ZM259 117H258V120H259V122L257 123V125L258 124H261V123H263L264 124V122H261L260 120H262V119H260ZM263 118V117H262ZM128 122H127V121ZM263 120H264V118H263ZM120 121V122H119ZM124 123H123V122ZM132 121V122H131ZM147 121V122H146ZM102 122V120L100 121V123ZM118 122V123H117ZM129 122L132 124H130L131 126L130 127H128V125L127 124H129ZM154 122V123H153ZM261 122V123H260ZM121 123H123L122 125H121ZM127 123V124H126ZM137 123V124H136ZM102 124V123H101ZM119 124H120V127H119ZM263 124H261V125H259V126H263V127H259L258 126V130H257V135L259 134V135H262V134H264V125ZM142 125V126H143ZM152 125L153 126H155V127H153V133H154V135H152ZM126 126V127H125ZM19 127V128H18ZM132 127V128H131ZM144 128V130H143V132H146L145 129ZM157 129L156 131H155V129ZM125 129V130H124ZM259 129H263L262 131L261 130H259ZM133 130V131H132ZM18 131V132H17ZM119 131H120V133H119ZM124 131L126 132H128V134L129 133H131V134H129L130 136H126V134L127 133H124ZM148 131H150V132H148ZM157 132V133H155V132ZM261 131V132H260ZM17 132V133H16ZM122 132V133H121ZM259 132V133H258ZM263 132V133H262ZM159 133V134H158ZM261 133V134H260ZM19 134H21V135H19ZM100 134H102V135H100ZM145 135V134H144ZM148 135V136H147ZM163 137H162V136ZM258 135V138H257V140L259 141H261V142H258L259 143V147L261 146V144L260 143H262V144H264V136H259ZM19 136H22L21 138H19ZM152 136H154L156 139H159L160 141H158V140H153V137ZM161 137V138H159V137ZM126 137V138H125ZM149 137V138H148ZM158 137V138H157ZM18 138V141L16 140H14V139H17ZM129 138H130V141H127V143L129 144H127L126 143V140L128 139L129 140ZM152 138V139H151ZM241 138H243V137H241ZM246 138V137H245ZM260 138H263V139H260ZM117 139H118V141H117ZM164 141H163V140ZM22 140V141H21ZM121 141V143H122V146L124 145H126V147L124 148V147H121V143H120V141ZM150 140L152 141V143H156L155 145H152V143L150 142ZM21 141V142H20ZM146 141H148V142H146ZM163 141V142H162ZM17 142V143H16ZM118 142H119V144H118ZM16 143V144H15ZM20 143V144H19ZM123 143H125V144H123ZM18 144L21 146H19L20 148V150H18ZM16 145V146H15ZM117 145H119V149L117 150L116 149V146ZM159 145H160V147L162 146V148H160V151H159ZM14 146V147H13ZM23 146V147H22ZM102 146V147H101ZM152 146L154 147V149L152 148ZM263 146V145H262ZM261 146V147H262ZM97 147H99V148H97ZM121 147V148H120ZM129 148V150H128V148ZM158 148V150H157V148ZM163 147H166V148H163ZM123 148V149H122ZM127 148V149H126ZM15 149H17L19 152H16L15 151ZM133 149L134 150H136V151H133ZM162 149H163V152H162ZM12 150V151H11ZM120 150V151H119ZM128 150V151H127ZM259 150H262V151H260L261 153L262 152H264L263 151V148H259ZM14 151V152H13ZM24 151H25V153H24ZM96 151H98L99 153L100 152H102V153H100V155H96V154H99L98 152H96ZM127 151V152H126ZM144 151V152H145ZM13 152V153H12ZM96 152V153H95ZM136 153V154H134V153ZM144 152H142V153H144ZM150 152H152V153H150ZM17 153H18V155H17ZM108 153H110L108 156L106 155V154H108ZM123 153H124V151H123ZM154 153V154H153ZM156 153H157V157H158V153H159V155L162 153V154H165L164 156H162V155H160L159 157H158V160H157V157H156ZM22 154H24V156L22 155ZM132 154V155H131ZM136 155V156H134V155ZM138 154V155H137ZM13 155L15 156V157H13ZM101 155H104V157H105V155H106V157H109V158H103V156L101 157ZM111 155V156H110ZM112 155H114L113 157H112ZM152 156V159L153 158H155V159H153V160H157V162H155L154 161V164H153V160H151V156ZM10 156H12V157H10ZM17 156V157H16ZM19 156H20V158H19ZM93 156V157H92ZM99 156L101 157L100 159H99ZM137 156H139V158H136L137 160H135V158L134 157H137ZM162 156V157H161ZM259 156H261L260 154H259ZM10 157V158H9ZM27 159V160H25V158ZM84 157H85V159H86V161H85V159H84ZM89 158L90 160H87V158ZM141 157L143 158V160H141ZM263 157H264V155H263ZM263 157H261V158H263ZM14 158V159H13ZM18 159V160H17ZM91 159H93V160H91ZM162 159V160H161ZM104 160V161H103ZM114 160V159H113ZM151 160V161H150ZM262 160V159H261ZM260 159H259V166L261 167V165H260V162H261V164H262V168L264 167V160L263 161H261ZM88 161H89V163L90 164H92V165H88V164H86V163H88ZM135 161H138V166L137 167H139V169L135 166V164H137V162L135 163ZM21 162V163H20ZM103 162V163H102ZM105 162H108L109 164H107V163H105ZM159 162V163H158ZM18 163L20 164V165H18ZM94 163V164H93ZM105 163V164H104ZM148 163H151V164H149V166L151 167V166H153V167H151V168H153L152 170H150L151 168L148 166ZM155 163H158L157 164V166H156V168H155ZM101 164H104V165H101ZM141 164H143L142 166H141ZM14 165V166H13ZM101 165V166H100ZM108 165V166H107ZM109 165H110V167H109ZM144 165H146V166H144ZM19 166V171H18V167ZM106 166L108 167V168H106ZM134 166H135V168H137L138 169V171L139 172H137V169H134ZM14 167V168H13ZM21 167V168H20ZM90 167V168H89ZM91 167L93 168V169H91ZM104 167V168H103ZM145 169H144V168ZM259 167V168H260ZM101 168H103V171H102V169ZM130 168V169H129ZM141 168V169H140ZM148 168H150L149 170L150 171H148V173L150 174V175H148V173H146L147 172V170H148ZM258 168V172H257V174L259 173V174H261L260 176L261 177H263L264 175V172H262V171H264V169H259ZM17 169V171L18 172H16L15 170ZM156 169H159L157 172L155 171ZM26 170V171H25ZM92 170V171H91ZM128 170H129V172H128ZM132 170H134V172L132 171ZM259 170H260V172H259ZM262 170V171H261ZM21 171V172H20ZM89 171V172H88ZM151 171H153L152 172V174H151ZM16 172V173H15ZM98 172H102V174H98ZM103 172H106V175H105V173H103ZM109 172V173H108ZM133 172V173H132ZM143 172H144V174H143ZM13 173V174H12ZM22 173V176L20 175ZM91 173V174H90ZM139 173V176L137 177V174ZM110 174H111V176L113 177V178H111L110 177ZM133 174V175H132ZM259 174H258V177H259ZM91 175V176H90ZM100 177H99V176ZM108 175H109V177H108ZM144 175V176H143ZM159 175V176H158ZM263 175V176H262ZM18 178H17V177ZM90 178H89V177ZM142 176L144 177V178H142ZM149 176V177H148ZM17 179H16V178ZM20 177V178H19ZM23 177V178H22ZM24 177H25V179H24ZM100 179H99V178ZM105 177V178H104ZM134 177H137V178H134ZM150 177V178H151ZM257 177V178H258ZM261 177H259L258 179H257V181L260 179V181H261V179H264V178H261ZM14 178V179H13ZM16 179V180H15ZM20 179V180H19ZM84 180H85V182H84ZM100 180H102V181H104V182H102V181H100ZM108 180V181H107ZM131 180V183H130V185L133 183L132 182V179L131 178H129V181ZM16 181H18V182H16ZM22 181V182H21ZM24 181V182H23ZM99 181L101 182V183H99ZM87 182V183H86ZM114 182V181H113ZM142 182V183H141ZM259 182V181H258ZM262 182V184H263V180L261 181ZM20 183H21V185H20ZM107 183V184H106ZM110 183H112V184H110ZM260 183V182H259ZM13 184V185H12ZM16 184V185H15ZM86 184V185H85ZM145 185V186H142V185ZM15 185V186H14ZM17 185H18V187H17ZM108 185V186H107ZM141 185V186H140ZM83 186H84V189H83ZM146 186H147V188H146ZM196 186V185H195ZM260 187H262L263 188V186L264 185H261V183H260V185H259ZM18 188V189H17ZM104 188V189H103ZM178 188L179 189H177V193H179L180 192V190L182 189V187L180 186V185H178ZM143 189V190H142ZM174 189L176 190V188L174 187ZM173 189V190H174ZM261 189V188H260ZM142 190V191H141ZM166 190H167V192L168 193H166ZM16 191H18L17 193H16ZM137 191H138V193H137ZM141 191V192H140ZM144 191V192H143ZM170 190L169 189H164V191H162V190H160V191H156V192H154L153 194V196H155V199L157 198V196H159V198H160V196H161V194H165L164 196L162 195L161 197H162V199H159V198H157L156 199V202H157V204L159 205V204H161L160 206L161 207H159L158 205L156 206V204H155V206L158 208H156L159 212L160 211H165V212H167L168 211V209L170 208V206L172 205V200H173V198H169V196H171V194H170V192H169ZM179 191V192H178ZM103 192V193H102ZM105 192H107V193H105ZM158 192V193H157ZM8 193H9V195H8ZM105 193V196L103 195ZM109 193V194H108ZM16 194H17V196H16ZM25 194H29V195H25ZM167 194H169V195H167ZM11 195V196H10ZM13 195V196H12ZM111 195V194H110ZM8 196H10V197H8ZM20 196V197H19ZM25 196V197H24ZM28 196L29 197H31V198H28ZM148 196V194L146 195V197ZM7 197V198H6ZM15 197H16V201H15ZM130 197H132V198H130ZM144 197V196H143ZM164 197V198H163ZM14 198V199H13ZM18 198H20V199H23V200H20V199H18ZM134 199L135 200V202H133V201H131L130 199ZM13 199V200H12ZM89 199V200H88ZM159 199V202L157 201ZM20 200V201H19ZM129 200H130V202H129ZM137 200V201H136ZM12 201H13V203H12ZM25 203H24V202ZM35 201V202H34ZM140 202V204H138L139 202ZM161 201V202H160ZM170 201H171V203H170ZM22 203L24 204L23 206H24V208H23V206H22ZM138 204V206H137V204ZM164 203H166V204H164ZM10 204V205H9ZM127 204V205H128ZM14 205V206H13ZM31 205H34V206H31ZM11 206V207H10ZM19 206V207H18ZM22 207V209H21V207ZM30 209H28L27 207ZM37 206V207H36ZM136 206V207H135ZM0 213H4L5 211L4 210H6L7 211V207H4V206H2V205H0ZM13 207H14V209H13ZM34 207V208H33ZM50 207V208H49ZM53 207H54V209H53ZM3 208V209H2ZM16 208V209H15ZM18 208V209H17ZM25 208H27V209H25ZM20 209V210H19ZM32 209L33 210H35V211H37V212H34V211H32ZM54 210V211H52V210ZM160 209V210H159ZM2 210H3V212H2ZM22 210V211H21ZM156 210V211H157ZM21 211V212H20ZM25 211V212H24ZM49 211V212H48ZM52 211V212H51ZM156 212L157 214L159 213V212ZM22 212H24V213H22ZM25 213H27L26 215H25ZM29 213V214H28ZM25 216H24V215ZM32 214V215H31ZM126 214V213H125ZM13 215V216H12ZM16 215V216H15ZM19 215V216H18ZM33 215H35V216H33ZM130 215H132V216H130ZM126 216H128V217H126ZM14 217H16V219L14 218ZM30 217V218H29ZM52 217H53V221H51L52 220ZM124 217H126V218H124ZM48 218H50V219H48ZM127 218H128V223H127ZM130 219V220H129ZM30 220V221H29ZM54 220H55V222H54ZM60 220V221H59ZM61 221H63V224H61L62 222ZM130 221V222H129ZM5 222H6V224H5ZM19 222V223H18ZM24 222V223H23ZM25 223H27V224H25ZM33 223H34V221H33ZM55 223V224H54ZM131 223V224H130ZM5 224V225H4ZM18 224V225H17ZM24 224H25V226H24ZM52 224H54V226L52 225ZM106 224L108 225V226H106ZM52 225V226H51ZM65 225V226H64ZM115 225H117V226H115ZM134 225V226H133ZM115 226V227H114ZM20 228V229H18V228ZM53 227V228H52ZM56 227V228H55ZM58 227V228H57ZM60 227V228H59ZM83 227V228H82ZM110 227H112V228H110ZM120 227V228H119ZM131 227H135V228H132L131 229ZM22 228V229H21ZM55 228V230H53ZM117 228H119V229H117ZM122 228V229H121ZM127 228V229H126ZM58 229V230H57ZM112 229H115V231L113 232V230ZM125 229V230H124ZM83 230H84V232H83ZM112 231V232H110V231ZM119 230V231H118ZM122 230V231H121ZM133 230H134V232H133ZM60 231V232H59ZM121 231V232H120ZM135 231H136V234H135ZM21 232H23V233H21ZM58 232V233H57ZM85 232H86V234H85ZM109 232V233H108ZM116 232V233H115ZM118 232H119V234H118ZM122 232H123V234H124V236H122L123 234H122ZM26 233V234H25ZM30 233V234H29ZM59 233H61V235H63V236H60L59 235ZM63 233V234H62ZM112 233V234H111ZM115 233V234H114ZM126 233V234H125ZM128 233V234H127ZM65 234H67L66 235V237H65ZM71 234H73L74 235V237H73V235L71 236ZM130 234L132 235V237H134V238H131V236H130ZM10 235V236H9ZM59 237H61V238H59ZM69 235V236H68ZM86 235H88V236H86ZM109 235V236H108ZM119 236L118 238H116L115 236ZM30 236H31V238H30ZM71 236V237H70ZM114 236V237H113ZM13 239H12V238ZM16 237V238H15ZM73 237V238H72ZM84 237H89V238H87L86 239V242L87 243H85V238L83 239ZM110 237H111V240H109L110 239ZM122 237V238H121ZM124 237V238H123ZM128 237V238H127ZM11 238V239H10ZM79 238V239H78ZM82 238V239H81ZM106 238V239H105ZM120 238V239H119ZM73 241H72V240ZM78 239V240H77ZM121 239H123V240H121ZM126 239V240H125ZM133 239H134V242H133ZM74 240H77V241H74ZM106 240V241H105ZM107 240H109V241H107ZM35 241V242H34ZM103 241V242H102ZM111 241V242H110ZM147 241L148 242H150V240H148L147 239ZM74 242V243H73ZM108 242V243H107ZM114 242V243H113ZM117 242L119 243V245L117 244ZM121 242V243H120ZM130 242V243H129ZM40 243V244H39ZM71 243H73V245L75 246V248H74V246L71 244ZM106 243V244H105ZM111 243H113V244H117L118 245V248L117 247H114V246H117V245H112ZM20 244H22V245H20ZM122 244V245H121ZM127 246H126V245ZM138 244V245H137ZM19 245V246H18ZM103 245H105V246H103ZM112 245V246H111ZM134 245V247H132ZM37 246V247H36ZM119 246H120V251H119ZM123 246H124V249H123ZM69 247H71V249L69 248ZM105 247V248H104ZM107 247V248H106ZM110 247V248H109ZM112 247H114V249L112 248ZM130 247H132V248H130ZM37 248V249H36ZM78 248V249H77ZM81 248V251H82V254H81V251L79 250ZM111 249L110 251H108L109 249ZM117 248V249H116ZM135 248H137V250L135 249ZM76 249V250H75ZM123 249V250H122ZM71 250H73V251H71ZM75 250V251H74ZM78 250V251H77ZM116 250V251H115ZM119 252H118V251ZM127 250H128V252H127ZM83 251H86L85 253L83 252ZM140 251V252H139ZM78 252V253H77ZM88 252H89V254H88ZM107 252L109 253V254H107ZM112 252H113V254H112ZM123 252V253H122ZM84 253V254H83ZM87 254V255H86ZM107 254V255H106ZM36 258H34L33 256ZM83 255V256H82ZM108 256V257H106V256ZM132 256H134L136 259H137V261H136V259H134V257H132ZM77 258H81L80 259V261H79V259H77ZM103 259V260H102ZM127 259V260H126ZM76 260H77V262H76ZM114 260V261H113ZM129 260H132V261H134V262H129ZM111 261V262H110ZM116 261V262H115ZM128 263H127V262ZM11 262H14V263H16V264H21L19 261H17V260H15V259H13V260H11ZM10 261L9 262H4V261H0V264H14V263H11ZM45 262V263H44ZM80 262V263H79ZM107 262H109V263H107ZM68 264H69V262H67ZM89 262H85L84 264H88ZM92 264V263H91Z\"/></svg>",
	"mask_w": 264,
	"mask_h": 264
}]
</instances>
